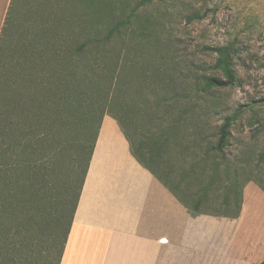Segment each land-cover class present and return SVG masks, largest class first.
<instances>
[{
  "label": "trees",
  "instance_id": "1",
  "mask_svg": "<svg viewBox=\"0 0 264 264\" xmlns=\"http://www.w3.org/2000/svg\"><path fill=\"white\" fill-rule=\"evenodd\" d=\"M80 1L60 19L52 0H36V31L29 27L28 34L24 21L8 57L15 0L0 32V264L61 263L106 116L134 159L192 217L234 220L241 213L244 169L224 155L239 115L224 117L216 131L207 125L216 109L212 88L233 85L231 71L224 84L198 79V65L171 43L132 30L134 15L90 26L77 16ZM196 97L203 102L198 111ZM171 151L181 160L179 178L168 182L172 173L163 165ZM152 164L162 167L161 177Z\"/></svg>",
  "mask_w": 264,
  "mask_h": 264
},
{
  "label": "rangeland",
  "instance_id": "2",
  "mask_svg": "<svg viewBox=\"0 0 264 264\" xmlns=\"http://www.w3.org/2000/svg\"><path fill=\"white\" fill-rule=\"evenodd\" d=\"M15 1L16 14L9 31L11 43L6 49L7 57L15 49L14 42L24 21L28 34L36 31V0ZM86 1L77 4L76 13L88 25L107 27L134 15L129 27L171 43L174 49L198 65V79L214 77L224 84L228 80L226 70L231 71L233 85L212 88L216 109L207 125L216 131L224 117L239 115L230 129L231 138L224 155L233 167L239 171L244 169L247 182L242 206L245 216L251 219L253 213L264 216V191L257 182L259 179L264 185V158L257 165L260 157H264V0H93L89 5ZM52 3L57 18L61 19L64 12L65 15L74 12L72 0H52ZM206 48L221 49L224 54L220 56L205 51ZM196 103L198 111L203 102L196 97ZM146 124L138 122L141 133L145 132ZM140 139L132 141L137 144ZM164 159V169L172 173L169 179L164 177L166 181L178 179L181 160L178 154L171 151ZM151 167L161 177L162 167L155 164ZM253 242L256 256L263 254L262 247L258 249L262 236L252 238ZM262 254L259 264L264 262Z\"/></svg>",
  "mask_w": 264,
  "mask_h": 264
},
{
  "label": "crops",
  "instance_id": "3",
  "mask_svg": "<svg viewBox=\"0 0 264 264\" xmlns=\"http://www.w3.org/2000/svg\"><path fill=\"white\" fill-rule=\"evenodd\" d=\"M10 1L0 0V32ZM253 214L192 217L106 116L60 264H259L251 240L262 236L264 252V216Z\"/></svg>",
  "mask_w": 264,
  "mask_h": 264
}]
</instances>
